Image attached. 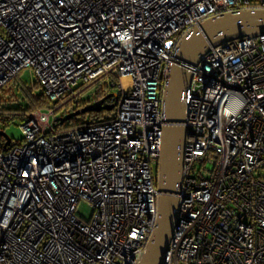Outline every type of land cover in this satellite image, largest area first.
<instances>
[{"label": "built area", "instance_id": "built-area-1", "mask_svg": "<svg viewBox=\"0 0 264 264\" xmlns=\"http://www.w3.org/2000/svg\"><path fill=\"white\" fill-rule=\"evenodd\" d=\"M256 8L264 0H0V90L29 70L51 103L0 149V264H136L157 219L153 166L177 46L206 19ZM93 87L117 95L109 120H51ZM184 101L164 264H264V35L212 46Z\"/></svg>", "mask_w": 264, "mask_h": 264}, {"label": "water", "instance_id": "water-1", "mask_svg": "<svg viewBox=\"0 0 264 264\" xmlns=\"http://www.w3.org/2000/svg\"><path fill=\"white\" fill-rule=\"evenodd\" d=\"M264 35V8L227 12L204 20L190 29L177 46L175 62L168 67L162 91L164 101V127L161 151L157 162L156 185L158 189L156 224L146 247L137 258L136 264H164L175 227L179 207V189L182 182V155L187 129V110L184 101L193 68L204 58L212 46L246 37ZM109 94L84 108L56 119L65 124L73 118L87 113L112 111L116 104L104 105ZM6 146L11 139L6 137Z\"/></svg>", "mask_w": 264, "mask_h": 264}, {"label": "trees", "instance_id": "trees-1", "mask_svg": "<svg viewBox=\"0 0 264 264\" xmlns=\"http://www.w3.org/2000/svg\"><path fill=\"white\" fill-rule=\"evenodd\" d=\"M18 76L10 80L0 90V149L4 148L5 140L3 132H6L7 128H9L11 125H16L17 123L20 125L25 115L30 112L36 111L46 106L51 107L50 101L43 94V90L36 80L26 84L22 83L20 78L18 80ZM37 90L40 92L37 93ZM44 102L46 105H43ZM108 102H113V99L108 100ZM78 108L79 105L74 104V109L77 110ZM105 112L109 114L106 115ZM112 114V112L107 111H103L102 113H92L89 114L92 115L91 120L82 121L78 117L69 121L70 123H73L72 125L66 124V126L72 127L79 126L81 124H95L102 120H109Z\"/></svg>", "mask_w": 264, "mask_h": 264}, {"label": "rangeland", "instance_id": "rangeland-1", "mask_svg": "<svg viewBox=\"0 0 264 264\" xmlns=\"http://www.w3.org/2000/svg\"><path fill=\"white\" fill-rule=\"evenodd\" d=\"M19 78L22 80V83H31L33 81V78L31 77L30 71L29 70H23L19 76H18V80ZM98 89L97 87H93L89 90H87L86 92L82 93L80 96V101H82L83 103H79V108L77 110H80L82 108H84L85 106L92 104L96 101H98L102 96L100 93H97ZM40 91L37 90V93H39ZM118 92V89H115V93ZM93 101H89L91 99H93ZM43 105H46V103L44 102ZM49 106L43 107L41 108L42 111L45 112H49V108H47ZM63 109V108H62ZM75 110V109H74ZM74 110H70L69 113L74 112ZM75 110V111H77ZM104 110H102L101 112H93V113H102ZM64 113V111L60 110L59 112L55 113L53 116H51V120H56L62 116H66L69 113H65L64 115H62ZM92 113H87V114H81L75 118H78L82 121H89L92 118V115H89ZM106 115H108L109 113H106ZM84 116V117H81ZM74 119V118H73ZM72 125L73 123H70L69 121L67 122V125ZM7 132V133H6ZM6 132L4 133V139H6L7 134L14 140H21V138L23 137V133L21 130V127L19 126V123H17L16 125H11L9 128H7ZM156 170H157V166H153V174L156 175ZM77 212L80 214L81 218L88 222L92 216V207L90 205L89 202L82 200L78 206H77Z\"/></svg>", "mask_w": 264, "mask_h": 264}, {"label": "bare ground", "instance_id": "bare-ground-1", "mask_svg": "<svg viewBox=\"0 0 264 264\" xmlns=\"http://www.w3.org/2000/svg\"><path fill=\"white\" fill-rule=\"evenodd\" d=\"M123 85H124L125 88L130 87V81H129V79L127 77L123 78Z\"/></svg>", "mask_w": 264, "mask_h": 264}, {"label": "clouds", "instance_id": "clouds-1", "mask_svg": "<svg viewBox=\"0 0 264 264\" xmlns=\"http://www.w3.org/2000/svg\"><path fill=\"white\" fill-rule=\"evenodd\" d=\"M7 136H8V134H7Z\"/></svg>", "mask_w": 264, "mask_h": 264}, {"label": "flooded vegetation", "instance_id": "flooded-vegetation-1", "mask_svg": "<svg viewBox=\"0 0 264 264\" xmlns=\"http://www.w3.org/2000/svg\"><path fill=\"white\" fill-rule=\"evenodd\" d=\"M102 98V97H101Z\"/></svg>", "mask_w": 264, "mask_h": 264}]
</instances>
